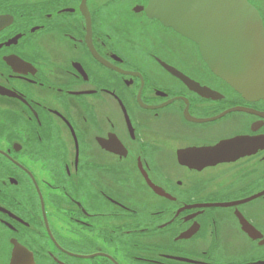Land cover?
<instances>
[{"label":"flooded vegetation","instance_id":"flooded-vegetation-1","mask_svg":"<svg viewBox=\"0 0 264 264\" xmlns=\"http://www.w3.org/2000/svg\"><path fill=\"white\" fill-rule=\"evenodd\" d=\"M152 1L0 0V264H264V99Z\"/></svg>","mask_w":264,"mask_h":264},{"label":"water","instance_id":"water-1","mask_svg":"<svg viewBox=\"0 0 264 264\" xmlns=\"http://www.w3.org/2000/svg\"><path fill=\"white\" fill-rule=\"evenodd\" d=\"M203 12L215 14L213 24L196 16ZM149 13L197 43L208 66L227 83L264 99V25L247 0H153Z\"/></svg>","mask_w":264,"mask_h":264}]
</instances>
